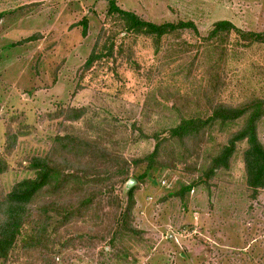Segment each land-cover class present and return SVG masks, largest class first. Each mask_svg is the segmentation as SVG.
<instances>
[{
	"label": "rangeland",
	"instance_id": "obj_1",
	"mask_svg": "<svg viewBox=\"0 0 264 264\" xmlns=\"http://www.w3.org/2000/svg\"><path fill=\"white\" fill-rule=\"evenodd\" d=\"M108 1L0 0V200L16 182L33 177L30 158L58 156V136L97 144L113 162L129 166L128 177L138 176L145 163L133 160L153 150L152 134L167 138L181 117L205 118L208 98L231 106L264 99V44L242 48L234 36L205 38L218 20L263 31L264 0H115L155 23L193 21L197 35L173 33L157 50L149 37H122L120 23L107 14ZM114 40L112 56L83 68L96 41V51L104 52L103 43ZM118 44L131 45L128 61ZM70 108L84 114L68 120ZM244 119L216 123L186 143L163 141V168L153 167L136 183L130 223L139 234L115 233L126 182L89 177L83 187L111 191L95 193L88 209L56 231L48 227V237H36L26 225L0 264H264V189L253 198L246 186V143L236 144L227 169L203 176ZM258 136L264 145V119ZM73 150L67 147L64 156L76 163ZM198 178L182 200L173 194ZM49 197L41 194L32 205L36 218Z\"/></svg>",
	"mask_w": 264,
	"mask_h": 264
},
{
	"label": "trees",
	"instance_id": "obj_2",
	"mask_svg": "<svg viewBox=\"0 0 264 264\" xmlns=\"http://www.w3.org/2000/svg\"><path fill=\"white\" fill-rule=\"evenodd\" d=\"M107 14L115 17L120 23L119 34H122V37L131 39H136L138 36L149 37L154 42L156 50L160 47L161 39L173 33L189 30L195 35L198 34V30L191 20L155 23L141 18L133 11L120 8L115 0L108 1ZM78 24L82 26V35L85 36L87 19L82 18ZM228 36H234L235 46L242 48L264 44V30L243 31L229 20L214 22L205 38L213 40L224 37L227 39ZM33 38L34 36H31L28 40ZM97 44L98 41L92 47L83 64V68L86 70L90 69L101 57L112 56L116 41H112L109 45L103 43L104 52L102 50L96 51ZM117 47L118 54L128 61L131 45H125V47H129V53L126 56L123 55L126 52L124 45L122 47L121 44H118ZM131 61L134 62V60ZM213 80L215 83H219L217 75L213 76ZM207 101L210 105L208 116L205 118L199 116L181 117L176 125L165 131L167 138L186 143L192 138L205 135L206 131L216 123L226 126L244 117L243 124L237 131L232 133L227 144L223 145L219 152L211 157L203 176L204 178H210L216 171L227 169L236 144L244 141L246 148L243 151L242 160L245 183L251 190V197L255 198L258 192L264 189V145L258 136V123L264 119V99L253 98L239 106H231L222 102L214 103L212 102L214 101L213 98H208ZM83 114L84 108H70V112L67 114L68 120L75 121L81 118ZM141 135L144 138L148 137L143 133ZM151 138L155 140L153 150L143 157L133 160L136 166L145 163L144 171L138 176L128 177L129 166H120L118 162H113V159L108 158L97 144L90 141H81V139L72 135L57 137L60 141L56 146L59 150L58 156L49 152L44 156L30 158L28 167L34 172L33 177L16 182L0 200V258L5 260L9 256L15 247L17 238L26 225H33L36 237L40 236V233H42V236L48 237L49 235L45 236L48 227L52 226V229L56 231L60 226L73 220L76 215H81L82 210L88 209L93 202L95 193L111 191L96 185H93L92 188L83 187L85 183H88L89 177L95 183L113 177H118L120 182H126L124 189L126 204L115 217V233L116 235L122 232L139 234V230L130 223L131 213L135 205L136 183L147 177L149 170L153 167L163 168L160 151L163 141L167 139L163 138V140L157 133H153ZM67 147L74 149L76 163L67 159L68 156H64L65 152L68 153ZM99 159H101V162L97 166ZM102 175L103 178H101ZM201 180L202 178H198L196 182L182 185L173 194L182 200L184 195L189 193ZM64 192L72 197L76 195L77 201L63 200ZM44 193H49L50 197L38 214L40 218H36V215L33 214L34 208L32 205Z\"/></svg>",
	"mask_w": 264,
	"mask_h": 264
}]
</instances>
